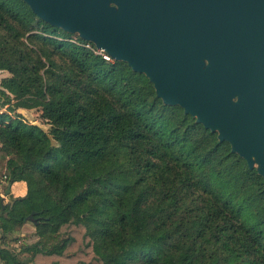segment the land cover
Segmentation results:
<instances>
[{
    "label": "trees",
    "instance_id": "trees-1",
    "mask_svg": "<svg viewBox=\"0 0 264 264\" xmlns=\"http://www.w3.org/2000/svg\"><path fill=\"white\" fill-rule=\"evenodd\" d=\"M56 30L0 0V161L28 183L0 194V264H264V176L143 72ZM32 210L44 230L12 244Z\"/></svg>",
    "mask_w": 264,
    "mask_h": 264
},
{
    "label": "water",
    "instance_id": "water-1",
    "mask_svg": "<svg viewBox=\"0 0 264 264\" xmlns=\"http://www.w3.org/2000/svg\"><path fill=\"white\" fill-rule=\"evenodd\" d=\"M24 1L143 72L164 102L215 130L264 176V0Z\"/></svg>",
    "mask_w": 264,
    "mask_h": 264
},
{
    "label": "rangeland",
    "instance_id": "rangeland-1",
    "mask_svg": "<svg viewBox=\"0 0 264 264\" xmlns=\"http://www.w3.org/2000/svg\"><path fill=\"white\" fill-rule=\"evenodd\" d=\"M59 36H65L67 31L65 30H56L55 31ZM71 35V38H76L78 36L77 32H68ZM7 71L4 69H0V77L4 74H6ZM18 108V107H17ZM16 108V109H17ZM26 108V107H25ZM25 117L28 119H32V120H36L38 122H40L46 129L49 126V123L44 121V119L40 116L39 114V109H37L36 107L33 108H27L25 111ZM3 160V158H2ZM1 172H5L6 173V169L1 167L0 165V177L2 179V184L0 185V190L2 193H4V188H5V184H7L8 180L2 176L3 174H1ZM16 186V185H15ZM22 187V191L24 189V187H28V183L25 180V183L21 186ZM26 193V189L25 192L23 194ZM13 193H11L12 195ZM32 218H27L25 220H23L20 223L15 224L16 225V229L15 232H17L19 234V237L16 239H11V243L14 245H19L21 243H27V242H31L33 241L42 230H44V225L42 224L43 221H41V219L39 218V216L37 215V213H33Z\"/></svg>",
    "mask_w": 264,
    "mask_h": 264
},
{
    "label": "crops",
    "instance_id": "crops-1",
    "mask_svg": "<svg viewBox=\"0 0 264 264\" xmlns=\"http://www.w3.org/2000/svg\"><path fill=\"white\" fill-rule=\"evenodd\" d=\"M0 165H1V167L5 168V166H4V160H1L0 161ZM1 174L5 175V172H1ZM24 183H25V180L24 179L23 180L8 181L7 184H5L6 186L4 188V194H6V197L7 198L14 197V196H18V195H23V193L25 192L26 187H24V189L22 191V187L21 186ZM1 184H2V179L0 177V185ZM7 186H9V190L6 193L5 191H6ZM11 193H13V194L11 195ZM0 194H2L1 190H0Z\"/></svg>",
    "mask_w": 264,
    "mask_h": 264
},
{
    "label": "built area",
    "instance_id": "built-area-1",
    "mask_svg": "<svg viewBox=\"0 0 264 264\" xmlns=\"http://www.w3.org/2000/svg\"><path fill=\"white\" fill-rule=\"evenodd\" d=\"M73 40H77L76 38H71ZM81 43L84 45V46H87L89 48H91L93 51L101 54L104 58L108 59V60H112L113 57L111 55H109L107 52H105L102 48L96 46L92 41L90 40H82ZM4 176V175H3Z\"/></svg>",
    "mask_w": 264,
    "mask_h": 264
}]
</instances>
